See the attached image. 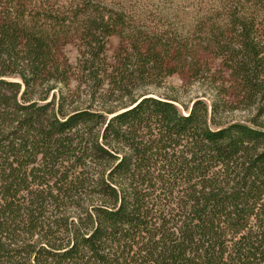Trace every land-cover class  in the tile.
<instances>
[{
	"label": "trees",
	"instance_id": "1",
	"mask_svg": "<svg viewBox=\"0 0 264 264\" xmlns=\"http://www.w3.org/2000/svg\"><path fill=\"white\" fill-rule=\"evenodd\" d=\"M213 3L225 100L185 105L151 0H0V264H264V0Z\"/></svg>",
	"mask_w": 264,
	"mask_h": 264
},
{
	"label": "rangeland",
	"instance_id": "2",
	"mask_svg": "<svg viewBox=\"0 0 264 264\" xmlns=\"http://www.w3.org/2000/svg\"><path fill=\"white\" fill-rule=\"evenodd\" d=\"M148 1V0H146ZM156 5L143 7V11H138L140 18L144 21L146 27L150 29H160L167 32L176 31L177 34L189 38L195 47L194 63L200 68L197 76H191L188 71V61L184 67H178V71L165 78L160 92H167L177 96L180 102L185 105L195 96L205 94L204 100L209 104V95H214V87L220 92L219 98L225 100V72L223 78H220V60L214 58L209 51H203L198 44L203 40V30L201 22L207 19L215 18L217 15H211L214 8V0H151ZM159 1L176 2L171 6L168 3L159 5ZM208 23H205L207 25ZM119 46L117 36H111L107 43V52L112 55ZM65 52L69 59L74 62L77 56V50L73 45H68ZM214 80L215 83L213 82ZM229 118H241L244 113L241 111H232L227 115Z\"/></svg>",
	"mask_w": 264,
	"mask_h": 264
}]
</instances>
